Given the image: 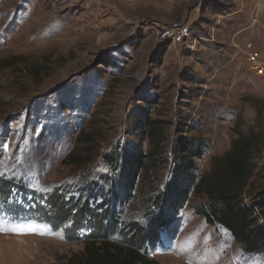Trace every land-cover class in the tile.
<instances>
[{
	"label": "rangeland",
	"instance_id": "rangeland-1",
	"mask_svg": "<svg viewBox=\"0 0 264 264\" xmlns=\"http://www.w3.org/2000/svg\"><path fill=\"white\" fill-rule=\"evenodd\" d=\"M251 52L264 60V0H0V180L33 181L46 200L76 194L109 171L103 156L132 140L145 111L166 131L162 161L179 137H194L206 150L198 171H208L238 132H264V75L250 68ZM91 131L97 150L71 164L84 150L79 134ZM255 161L263 191L264 147ZM0 194V264H53L83 250L51 233L49 207ZM201 202L191 195L154 260L264 264V252L246 254L207 223Z\"/></svg>",
	"mask_w": 264,
	"mask_h": 264
},
{
	"label": "trees",
	"instance_id": "trees-1",
	"mask_svg": "<svg viewBox=\"0 0 264 264\" xmlns=\"http://www.w3.org/2000/svg\"><path fill=\"white\" fill-rule=\"evenodd\" d=\"M141 118L132 140L103 156L109 171L78 185L76 194L55 190L49 205L33 181L0 180L2 194L15 197L17 205L51 209V233L84 243L82 251L53 264H159L152 255L166 249L170 226L192 194L204 199L196 211L207 223L228 231L246 254L263 253L264 190L254 186V173L264 132H238L230 149L213 157L210 169L199 173L198 161L206 155L203 142L179 137L170 160L162 161L166 131L148 111ZM78 139L85 144L83 154L71 155L69 161L86 165L90 157H85L97 150L98 135L80 133ZM166 163L172 174L160 187V170ZM2 201L3 196L0 205ZM35 201L39 203L32 207Z\"/></svg>",
	"mask_w": 264,
	"mask_h": 264
},
{
	"label": "built area",
	"instance_id": "built-area-1",
	"mask_svg": "<svg viewBox=\"0 0 264 264\" xmlns=\"http://www.w3.org/2000/svg\"><path fill=\"white\" fill-rule=\"evenodd\" d=\"M248 63L252 71L255 72L256 75L262 76L264 75V60L261 58L259 52H251L248 56Z\"/></svg>",
	"mask_w": 264,
	"mask_h": 264
},
{
	"label": "snow or ice",
	"instance_id": "snow-or-ice-1",
	"mask_svg": "<svg viewBox=\"0 0 264 264\" xmlns=\"http://www.w3.org/2000/svg\"><path fill=\"white\" fill-rule=\"evenodd\" d=\"M0 230H3L2 228H0ZM13 230H15V229H13ZM31 231H34L35 229H30Z\"/></svg>",
	"mask_w": 264,
	"mask_h": 264
}]
</instances>
